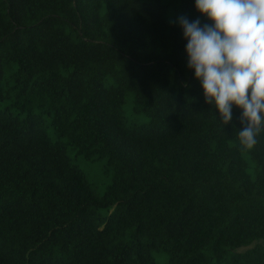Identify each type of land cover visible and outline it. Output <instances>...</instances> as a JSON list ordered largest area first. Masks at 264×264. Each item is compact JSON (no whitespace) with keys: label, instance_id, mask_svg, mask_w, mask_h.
Instances as JSON below:
<instances>
[{"label":"trees","instance_id":"trees-1","mask_svg":"<svg viewBox=\"0 0 264 264\" xmlns=\"http://www.w3.org/2000/svg\"><path fill=\"white\" fill-rule=\"evenodd\" d=\"M181 15L211 23L195 0H0V264H264V136L242 152L243 109L218 121Z\"/></svg>","mask_w":264,"mask_h":264},{"label":"clouds","instance_id":"clouds-1","mask_svg":"<svg viewBox=\"0 0 264 264\" xmlns=\"http://www.w3.org/2000/svg\"><path fill=\"white\" fill-rule=\"evenodd\" d=\"M195 9L211 23L175 21L187 41V67L222 125L232 121L233 106L243 109L238 146L251 151L264 136V0H195Z\"/></svg>","mask_w":264,"mask_h":264},{"label":"rangeland","instance_id":"rangeland-1","mask_svg":"<svg viewBox=\"0 0 264 264\" xmlns=\"http://www.w3.org/2000/svg\"><path fill=\"white\" fill-rule=\"evenodd\" d=\"M69 151L72 154V150L69 149ZM78 161L88 180L99 191V193H103L107 185L110 183V175L105 173L103 164L98 161H90L86 159ZM159 260L163 261L161 259Z\"/></svg>","mask_w":264,"mask_h":264}]
</instances>
